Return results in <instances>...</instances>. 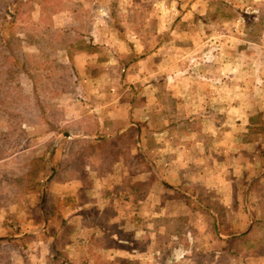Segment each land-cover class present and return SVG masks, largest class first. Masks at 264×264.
Instances as JSON below:
<instances>
[{"label": "rangeland", "instance_id": "1", "mask_svg": "<svg viewBox=\"0 0 264 264\" xmlns=\"http://www.w3.org/2000/svg\"><path fill=\"white\" fill-rule=\"evenodd\" d=\"M0 264H264V0H0Z\"/></svg>", "mask_w": 264, "mask_h": 264}, {"label": "crops", "instance_id": "2", "mask_svg": "<svg viewBox=\"0 0 264 264\" xmlns=\"http://www.w3.org/2000/svg\"><path fill=\"white\" fill-rule=\"evenodd\" d=\"M190 133V132H189ZM162 146V145H161ZM170 151H172V150H170Z\"/></svg>", "mask_w": 264, "mask_h": 264}]
</instances>
